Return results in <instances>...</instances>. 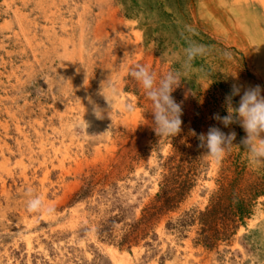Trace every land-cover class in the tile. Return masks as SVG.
<instances>
[{
  "label": "rangeland",
  "instance_id": "1",
  "mask_svg": "<svg viewBox=\"0 0 264 264\" xmlns=\"http://www.w3.org/2000/svg\"><path fill=\"white\" fill-rule=\"evenodd\" d=\"M191 41L207 54L172 93L181 132L159 137L130 71L181 70ZM233 84L264 95V0H0V264H118L109 246L120 264H264V165L213 119ZM211 126L236 133L220 160L199 147ZM168 179L183 200L145 222ZM30 188L54 214L27 211ZM222 195L246 214L207 242Z\"/></svg>",
  "mask_w": 264,
  "mask_h": 264
},
{
  "label": "clouds",
  "instance_id": "2",
  "mask_svg": "<svg viewBox=\"0 0 264 264\" xmlns=\"http://www.w3.org/2000/svg\"><path fill=\"white\" fill-rule=\"evenodd\" d=\"M206 54L205 45L191 41L183 49L181 70H170L159 80L154 72L143 65H136L130 71V75L142 86L146 96L152 101V122L155 125L153 130L159 137H173L181 132L182 106L175 101L172 93L181 86L182 77L187 75L192 62ZM242 89L243 94L241 95ZM110 91L113 95L118 92L115 87H111ZM261 93L260 85L244 87L233 84L231 92L225 96L228 114L225 116H220L219 113L213 115V119L222 123L224 127L238 123L244 129L246 136L241 139L239 146L247 151L250 163L258 166L264 165V95ZM101 94L107 100L102 91ZM235 96H240L238 107H233V97ZM95 114L100 117L99 109H95ZM193 135L196 134L193 133ZM235 138L234 131L225 133L216 126H211L207 133L198 135L199 147L206 150L203 155L215 160L223 158L234 145ZM26 195V208L30 213L43 212L48 215L55 213L54 206L46 205L44 200L35 194L34 189H28Z\"/></svg>",
  "mask_w": 264,
  "mask_h": 264
},
{
  "label": "trees",
  "instance_id": "3",
  "mask_svg": "<svg viewBox=\"0 0 264 264\" xmlns=\"http://www.w3.org/2000/svg\"><path fill=\"white\" fill-rule=\"evenodd\" d=\"M170 180L168 179V183ZM173 183V184H172ZM172 183L167 184L164 194L160 195L158 200L161 201L160 205H153L150 213L145 222H149L152 217L161 214L165 211L176 208V205L183 200L186 193V181L172 180ZM225 196H220L219 200L206 212L201 214L202 223L204 225L203 231L212 232L211 235H205L204 240L211 242L212 239H218L220 236H227L232 229H236L237 217L243 219L246 214V207L243 201L236 202L237 207L226 205L223 201Z\"/></svg>",
  "mask_w": 264,
  "mask_h": 264
},
{
  "label": "bare ground",
  "instance_id": "4",
  "mask_svg": "<svg viewBox=\"0 0 264 264\" xmlns=\"http://www.w3.org/2000/svg\"><path fill=\"white\" fill-rule=\"evenodd\" d=\"M108 251L112 256V258L116 261V263L120 264V262L121 263H125L126 261L128 262L129 255L127 252H120L118 249H116L113 246H109Z\"/></svg>",
  "mask_w": 264,
  "mask_h": 264
}]
</instances>
